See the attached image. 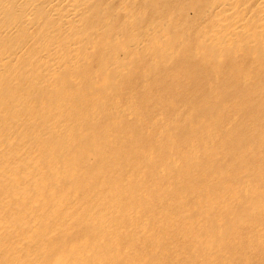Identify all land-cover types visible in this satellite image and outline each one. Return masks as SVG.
<instances>
[{
  "label": "bare ground",
  "instance_id": "obj_1",
  "mask_svg": "<svg viewBox=\"0 0 264 264\" xmlns=\"http://www.w3.org/2000/svg\"><path fill=\"white\" fill-rule=\"evenodd\" d=\"M47 243L264 264V0H0V259Z\"/></svg>",
  "mask_w": 264,
  "mask_h": 264
},
{
  "label": "rangeland",
  "instance_id": "obj_2",
  "mask_svg": "<svg viewBox=\"0 0 264 264\" xmlns=\"http://www.w3.org/2000/svg\"><path fill=\"white\" fill-rule=\"evenodd\" d=\"M247 56H250L251 58H253V54H251V52ZM254 59V58H253ZM233 61V59H232ZM249 61V60H248ZM251 62V61H249ZM256 62V61H255ZM192 69V68H191ZM191 69H189L188 71H190ZM127 82V80H126ZM124 83V85H126L127 83ZM26 86L24 84H20L19 90H25ZM66 88H64L63 86L59 87L58 84H56V87L54 89V93L60 94L59 92H63V90L65 91ZM58 92V93H57ZM53 91L51 93V96L54 94ZM29 91H27V94L21 98V102H22V109H25L27 107V109L33 114L36 115L38 113V103H34V101L32 100V96L29 94ZM166 94V93H165ZM49 101V99H48ZM48 101H45V103H47ZM48 105V103H47ZM27 110V111H28ZM180 137V136H179ZM181 142L179 143V146H182L183 141H179ZM20 179L19 175H15L13 176V180L18 181ZM16 215L17 211H13ZM19 213V212H18ZM245 214V207L242 204H238V207L236 208V212L234 214V216L232 217V219L230 220V222H234L235 219L239 216H243ZM207 227L210 230L211 236L209 239V242H212L213 240L219 238V237H224L227 233H226V229L223 228L221 225H219L218 223H216V220L214 219L212 214H208L207 216ZM95 232V229L93 226H90L86 229H83L82 231L73 234L71 243L72 245L69 246H74L77 243H79L82 240L85 239H90L93 237ZM200 244H203L205 239V236L203 235L200 239ZM42 243V233H40V235H38L35 240L32 242V244L29 243H24L22 248H17L18 250H21L23 248H34L35 246H38ZM69 246L66 247V249L68 250ZM158 248L159 250L157 252H152L150 255H148L147 258H145L143 260V262L141 264H151L152 262H155V264H176L174 261L170 260V258H168V255H166L163 250H164V244L163 243H158ZM66 249H61L60 252H52L50 249L49 244L47 243L45 250H43L41 253L38 254V261H33L30 263H26L27 261H23L24 264H65V259L67 256V250ZM158 253V255H156ZM100 254H103L101 251H91L90 256L87 257V259L85 261H83V264H94V261L96 259V257ZM16 256L14 254L11 253H7L6 255H4V257L2 259H0V264H14L16 262ZM28 260V258H27ZM35 260V259H34ZM125 259H121L120 261L123 262ZM176 260H179V258H177ZM169 261V262H168ZM23 264V263H22ZM73 264H82V262L78 259L73 261Z\"/></svg>",
  "mask_w": 264,
  "mask_h": 264
}]
</instances>
